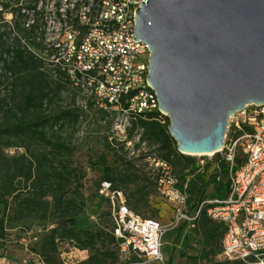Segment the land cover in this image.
Wrapping results in <instances>:
<instances>
[{
	"label": "built area",
	"instance_id": "2783aa9c",
	"mask_svg": "<svg viewBox=\"0 0 264 264\" xmlns=\"http://www.w3.org/2000/svg\"><path fill=\"white\" fill-rule=\"evenodd\" d=\"M142 2L34 0L21 9L28 15V29L38 17L35 38L46 56L32 50L26 38L21 41L37 57L58 67L73 87L109 115L110 139L116 148L125 150L145 146L143 129L136 125L138 118L158 112L155 119L165 122L146 79L148 45L133 40L134 13ZM220 150L227 168L224 193L201 198L196 206H189L187 193L179 188L178 175L166 158L154 149L144 150L142 155L158 193L172 205L175 224L193 225L204 210L209 218L223 224L224 259L264 264V104H247L229 116ZM98 193L109 202L112 234L120 253L164 264L161 239L165 226L133 211L123 192L109 181L101 182Z\"/></svg>",
	"mask_w": 264,
	"mask_h": 264
},
{
	"label": "rangeland",
	"instance_id": "374dc122",
	"mask_svg": "<svg viewBox=\"0 0 264 264\" xmlns=\"http://www.w3.org/2000/svg\"><path fill=\"white\" fill-rule=\"evenodd\" d=\"M33 1L0 0V8H3V4L8 5V8L0 11L2 51L7 46L15 44L17 39L24 38L22 34L27 33L26 29H28L26 27L28 15L22 11L12 15L9 11L27 8ZM39 23L38 17H35V24L39 25ZM33 40L36 43H33ZM28 45L37 54L46 56L42 53V47L35 37L30 38ZM6 55L7 53H4L2 57L7 58ZM45 63V69H49L50 63L48 61ZM45 69V85L49 88L48 96L43 100L41 107L31 108L27 119H33L40 112V108L44 115L49 116H53L59 111L69 113L55 125L52 123V130L49 128L50 124L47 125V129L55 139L68 144V150L55 153L56 159L63 162V165L71 173L66 187L78 194V203L86 222L103 226L105 232L109 230L108 205L98 193L100 182L104 180L105 175L113 178V185L127 197V203L131 208V204L139 198L134 189L135 183L133 182L136 180L139 189L147 193L144 199L149 204L146 206L143 201H140L139 211L136 212L142 217L156 219L165 226L166 231L161 239V254L164 264H238L223 258L220 230L211 235L204 233L205 224L211 225L212 223L208 217H200L193 225H188L185 222L174 223L172 205L158 193L154 176L142 155L144 150L152 149L162 153L159 145L145 139L144 147L135 145L128 150L122 147L121 159L118 160L111 149V142L113 143L114 139H110L112 126L109 115L101 111L81 90L66 82H58L56 77L50 76ZM19 76L9 72L3 60L0 59V127L19 118L17 106L23 101L20 90L24 87L23 79ZM25 146L26 144L22 143L4 146L3 153L9 157L23 153L27 155L29 151ZM30 149L33 148L30 147ZM132 150L133 153H131ZM219 157V153L193 156L198 164L205 165L203 170L200 167L205 181L203 190L205 198H210L213 194L224 193L223 183L227 180V174L221 179L220 175L218 177L216 162ZM104 163H106V167L101 165ZM175 173L179 176L176 167ZM20 186L24 187L23 183ZM5 199L8 201L6 208H4V202L0 200V216L4 215L6 228L5 237L0 239V264H10L11 262L44 264L35 252H38L41 238L51 228L74 225L75 218L59 217L48 212V216L44 219L34 213L26 215L22 219H15L14 207L10 204L11 197H5ZM154 210H157V214L154 213ZM181 224H184L182 228ZM104 246L116 249L114 243L105 241ZM88 254L87 250L76 248L70 241L57 243L56 257L59 264H85L84 260ZM124 261L128 262L124 263ZM114 264L163 263L152 262L143 257L132 255L129 259L119 258Z\"/></svg>",
	"mask_w": 264,
	"mask_h": 264
},
{
	"label": "water",
	"instance_id": "95a60500",
	"mask_svg": "<svg viewBox=\"0 0 264 264\" xmlns=\"http://www.w3.org/2000/svg\"><path fill=\"white\" fill-rule=\"evenodd\" d=\"M134 15L176 149L219 167L229 116L264 104V0H143Z\"/></svg>",
	"mask_w": 264,
	"mask_h": 264
},
{
	"label": "trees",
	"instance_id": "16d2710c",
	"mask_svg": "<svg viewBox=\"0 0 264 264\" xmlns=\"http://www.w3.org/2000/svg\"><path fill=\"white\" fill-rule=\"evenodd\" d=\"M6 8H8V5L3 4L2 10ZM21 9L10 10L9 12L15 15L16 13H20ZM26 32L22 34V37H26L29 42L31 37L36 36L37 25H32L30 29H26ZM33 43H36L35 40H33ZM1 49L2 39L0 34V59L3 60L9 72L17 77L20 75L19 78H22L24 82V87L20 90L23 101L17 106L19 118L0 127V200L4 202V208L8 206V201L5 197H11L10 204L14 207L15 219H22L32 213L44 219L48 216V212H52L59 217L67 216L75 218L74 225L51 228L41 238L38 244V252H35L44 264H59V260L56 257L57 243L59 241L66 243L70 241L76 248L87 250L89 254L84 260L85 264H114L119 258L124 260L126 258L129 259L132 255H136L129 253L124 256L120 253L118 240L112 234L110 205L104 197L102 199L107 202V215L110 218L108 232H105L103 226H99V224L94 225L93 223L86 222L78 203V194L74 190H68L66 187L71 173L63 165V162H59L56 159L55 153L68 150L69 147L66 142L55 139L48 131L47 125L50 124L49 128L52 130L53 125L51 124L54 123L55 125V123L64 116L69 115V113L59 111L53 116H49L44 115L40 108V112L33 119H27L31 108L41 107L43 100L49 93V88L45 85V61L29 51L27 45L20 38L16 40L15 44L7 46L4 51ZM4 53H7V58L2 57ZM45 71L46 73L48 71L50 76L56 77L58 82H66L71 85L66 75L58 67L50 66ZM99 109L105 112L103 109ZM158 114V112H154L146 118H138L136 125L143 129L142 139H147L158 144L159 149L162 150V153L159 152V154L172 164L174 171L175 167L177 168L180 176H178L179 188L187 193L189 206H196L201 198H205L203 193L205 181L202 172H200V167L203 170L205 165L198 164L193 156L182 154L176 149L175 141L169 135L167 129L169 124L168 118L165 116V122L161 123L155 119V116ZM11 140H14V142H11ZM16 143L26 144L25 148L29 153L27 155L23 153L12 157L6 156L3 153V147ZM111 146L113 154L120 160L122 147L118 146L116 148L114 142H111ZM30 147L33 149H30ZM101 165L106 167V163ZM216 169L218 177L220 175V179L221 177H226L227 168L223 160ZM103 181L111 182L112 187L116 188L112 183L113 178L111 176L105 175L104 180L101 182ZM22 183L24 187L20 186ZM133 183H135V193L139 195V198L131 204L133 209L128 205L126 196L125 198L127 205L136 212L139 211L140 201H143L146 206H149V204L144 199L147 193L139 189L136 180ZM226 185L227 180L223 183L224 189ZM217 196L219 194L212 195V197ZM48 198L50 199L48 200ZM136 213L139 214L138 212ZM154 213L157 214V210H154ZM202 216L208 217L204 210L200 214V217ZM209 219L212 223L211 225L205 224L204 233L211 235L220 230V236H222L224 232L223 224L213 221L211 218ZM183 226L184 224H181V228ZM5 234V218L2 215L0 216V239H3ZM105 241L114 243L116 249L105 247ZM127 262L124 261V263ZM229 262L244 263L242 261Z\"/></svg>",
	"mask_w": 264,
	"mask_h": 264
},
{
	"label": "crops",
	"instance_id": "0c3cea01",
	"mask_svg": "<svg viewBox=\"0 0 264 264\" xmlns=\"http://www.w3.org/2000/svg\"><path fill=\"white\" fill-rule=\"evenodd\" d=\"M213 220V219H212ZM213 221H216V220H213ZM216 222H218V221H216ZM221 239H222V236H221Z\"/></svg>",
	"mask_w": 264,
	"mask_h": 264
},
{
	"label": "bare ground",
	"instance_id": "6f19581e",
	"mask_svg": "<svg viewBox=\"0 0 264 264\" xmlns=\"http://www.w3.org/2000/svg\"><path fill=\"white\" fill-rule=\"evenodd\" d=\"M212 154V153H209V155Z\"/></svg>",
	"mask_w": 264,
	"mask_h": 264
}]
</instances>
